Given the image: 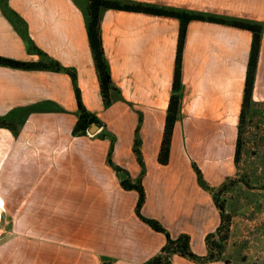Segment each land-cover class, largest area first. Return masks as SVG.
<instances>
[{"label":"crops","instance_id":"0c3cea01","mask_svg":"<svg viewBox=\"0 0 264 264\" xmlns=\"http://www.w3.org/2000/svg\"><path fill=\"white\" fill-rule=\"evenodd\" d=\"M126 1L264 26V0ZM87 5L88 0H0V56L39 62L40 51L75 70L82 103L101 122L95 134L73 136L79 108L67 72L0 65V118L19 126L17 134L0 128L5 229L0 264H147L161 252L166 235L138 217V192L125 190L109 163L111 136L112 162L133 181L142 178V215L159 221L172 238L189 235L192 251L207 256V236L219 229L222 217L193 165L216 189L239 175L236 153L253 34L210 21L188 24L180 114L169 163L163 165L159 154L180 21L104 11L103 46L118 89L105 107ZM253 101L264 104V31ZM138 128L144 169L134 152ZM172 263L227 264L224 258L198 263L181 255H174Z\"/></svg>","mask_w":264,"mask_h":264},{"label":"trees","instance_id":"16d2710c","mask_svg":"<svg viewBox=\"0 0 264 264\" xmlns=\"http://www.w3.org/2000/svg\"><path fill=\"white\" fill-rule=\"evenodd\" d=\"M106 10L145 13L156 16L176 18L180 21L181 27H180L177 58H176L173 93L170 99V104L166 118V125L164 130V137L162 141L161 151L159 154V162L161 164L166 165L169 163L170 147L172 142L174 126L180 114V91L182 88L181 70H182L184 42L186 38L188 24L193 20H203V21L227 24L248 30L253 34V42H252V48L248 63L247 78H246V85L244 91L242 114L240 118V128H241V123L243 121L246 109L252 106V104L254 103L253 92H254V84L258 69L260 51L262 46V35L264 31L263 23L257 21H250V20H230V19L228 20L217 16H212V15L206 16L198 13H190L188 11L179 10L176 8L159 7L142 2H132L126 0H88V5L86 9L88 37H89L92 53L94 56L96 70L100 80V87H101V92L105 107H110L112 105L113 94L115 92H118V89L116 88L112 80L110 65L106 57L105 49L103 46V40H102L101 22H102L103 13ZM39 53L43 58V60L39 62H22L0 56V65L15 69H22V70H52V71L67 72L73 80L76 91V97L78 100V108H79V118L73 130V136L79 137V136L87 135L88 129L90 128L91 124L96 123L98 125H101V122L98 119V117L95 114L89 112L82 103L81 92L77 85L76 71L73 69L62 67L58 62L50 60V58L43 52L39 51ZM0 128H7L13 131L15 134H17L19 130V126L12 121H8L7 118H0ZM138 133H139V128L137 129L136 132L134 152L138 158L140 165L144 169V161L140 150V140L138 137ZM105 135L106 134H104V136ZM111 141H112V146L109 154V163L114 168V170L122 177L121 179L122 187L125 190H134L138 192L139 200L136 207V213L138 217L155 231L164 233L167 238V243L162 248L161 252L158 255L154 256L152 259H150L147 264H173L172 257L174 255H181L198 263H207V262L222 260L223 259L222 244L223 242L228 241L230 227L232 224L231 217L229 216V214L226 213L225 204L220 200V197L227 189L228 186L227 183L218 189L211 187L204 179L203 174L201 170L197 167V165L196 164L193 165L197 173L198 182L200 186L204 188L206 191H209L214 196V200L221 212V217H222V223L219 229L215 233L209 234L207 236L209 254L207 256H198L191 249V243H190L191 241L189 235L182 234L178 238H172L169 232L164 228V226L159 221L155 219L147 218L142 215L141 210L146 200V192L143 187L142 178H140L137 181H133L126 170H124L119 166H116L112 162L111 155L114 148L115 137L111 136ZM240 147H241V143L239 137L238 149L236 153L237 162L240 157ZM103 264H111V263L108 261H104Z\"/></svg>","mask_w":264,"mask_h":264},{"label":"rangeland","instance_id":"374dc122","mask_svg":"<svg viewBox=\"0 0 264 264\" xmlns=\"http://www.w3.org/2000/svg\"><path fill=\"white\" fill-rule=\"evenodd\" d=\"M240 143L239 175L220 197L232 220L223 258L227 264H264V104L246 109Z\"/></svg>","mask_w":264,"mask_h":264},{"label":"built area","instance_id":"2783aa9c","mask_svg":"<svg viewBox=\"0 0 264 264\" xmlns=\"http://www.w3.org/2000/svg\"><path fill=\"white\" fill-rule=\"evenodd\" d=\"M3 212H4V207L0 203V241H2L5 234Z\"/></svg>","mask_w":264,"mask_h":264},{"label":"water","instance_id":"95a60500","mask_svg":"<svg viewBox=\"0 0 264 264\" xmlns=\"http://www.w3.org/2000/svg\"><path fill=\"white\" fill-rule=\"evenodd\" d=\"M98 130H99V126H98V124L93 123V124L90 126V128H89V130H88V133H89V134H95Z\"/></svg>","mask_w":264,"mask_h":264}]
</instances>
